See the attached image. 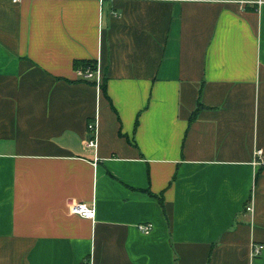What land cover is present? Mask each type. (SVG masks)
I'll return each mask as SVG.
<instances>
[{
    "label": "crops",
    "instance_id": "obj_1",
    "mask_svg": "<svg viewBox=\"0 0 264 264\" xmlns=\"http://www.w3.org/2000/svg\"><path fill=\"white\" fill-rule=\"evenodd\" d=\"M258 150L264 0H0V264H264Z\"/></svg>",
    "mask_w": 264,
    "mask_h": 264
},
{
    "label": "built area",
    "instance_id": "obj_2",
    "mask_svg": "<svg viewBox=\"0 0 264 264\" xmlns=\"http://www.w3.org/2000/svg\"><path fill=\"white\" fill-rule=\"evenodd\" d=\"M20 0H14V2H19ZM77 78L81 81H91L94 82L95 85L100 88V86L103 83V73L99 66L92 65V66H86V67H79L76 70ZM89 132L92 133V139L88 141L87 146L89 148H97L98 142H97V136H98V128L96 121L89 125L88 127ZM263 152L261 150H258L255 153V165H263L264 161L262 160ZM70 214L73 216H79L86 220L94 221L96 218V208L94 204H85V203H73L69 206ZM246 213L253 214L254 208L253 205L249 204L246 209ZM138 229L144 233L149 234L152 231L151 224H141L138 226ZM264 250L263 245H253L252 247V257L256 258L262 255V252Z\"/></svg>",
    "mask_w": 264,
    "mask_h": 264
},
{
    "label": "trees",
    "instance_id": "obj_3",
    "mask_svg": "<svg viewBox=\"0 0 264 264\" xmlns=\"http://www.w3.org/2000/svg\"><path fill=\"white\" fill-rule=\"evenodd\" d=\"M95 64V62H93V61H81V62H76L75 63V68L77 69V68H79V67H86V66H92V65H94ZM102 88H103V84H102ZM106 88H103V93H105V95H106ZM150 195H152L153 197H155V195H153L152 193L150 194ZM155 198H157L158 200H159V202L163 205V200H162V198H160V197H155Z\"/></svg>",
    "mask_w": 264,
    "mask_h": 264
}]
</instances>
